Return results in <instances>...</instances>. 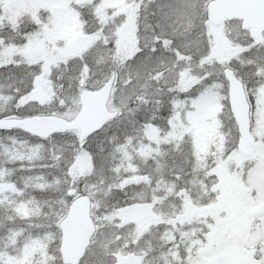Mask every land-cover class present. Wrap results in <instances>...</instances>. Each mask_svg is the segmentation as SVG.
Instances as JSON below:
<instances>
[{"label":"snow or ice","instance_id":"snow-or-ice-1","mask_svg":"<svg viewBox=\"0 0 264 264\" xmlns=\"http://www.w3.org/2000/svg\"><path fill=\"white\" fill-rule=\"evenodd\" d=\"M0 264H264V0H0Z\"/></svg>","mask_w":264,"mask_h":264}]
</instances>
